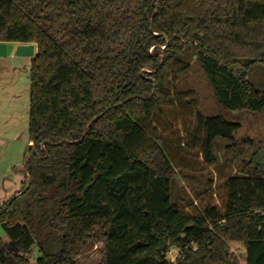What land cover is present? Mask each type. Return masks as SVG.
Masks as SVG:
<instances>
[{
    "label": "trees",
    "instance_id": "1",
    "mask_svg": "<svg viewBox=\"0 0 264 264\" xmlns=\"http://www.w3.org/2000/svg\"><path fill=\"white\" fill-rule=\"evenodd\" d=\"M0 44L37 47L30 70L29 187L0 205V264H264V162L180 210L176 168L241 130L179 92L188 55L218 104L264 110V0H0ZM181 116L183 142L163 135ZM183 136V137H182ZM188 139V141H184Z\"/></svg>",
    "mask_w": 264,
    "mask_h": 264
},
{
    "label": "rangeland",
    "instance_id": "2",
    "mask_svg": "<svg viewBox=\"0 0 264 264\" xmlns=\"http://www.w3.org/2000/svg\"><path fill=\"white\" fill-rule=\"evenodd\" d=\"M19 46L28 47L29 50L23 55H16L15 50L11 55L0 57V205L7 203L27 183L25 164L30 147V70L35 46ZM186 61L190 64V70L179 77L178 91L193 92L202 115L222 117L228 122L238 123L241 130L231 140L215 141L217 160L214 165L204 162L199 146H187L194 153V167L191 170L176 168L170 196L171 204L180 210L195 205L209 187L215 189L230 177L253 175L250 168L253 160L262 159L264 162V110L250 113L223 109L196 58L188 55ZM162 126L166 138L183 142L181 116L178 113H169ZM1 236L4 238L3 233ZM104 249V242L91 243L74 261L78 264H101ZM230 250L240 264H246V251L242 243H230Z\"/></svg>",
    "mask_w": 264,
    "mask_h": 264
},
{
    "label": "water",
    "instance_id": "3",
    "mask_svg": "<svg viewBox=\"0 0 264 264\" xmlns=\"http://www.w3.org/2000/svg\"><path fill=\"white\" fill-rule=\"evenodd\" d=\"M16 50V52H15ZM29 48L28 47H22V46H16V44H0V57H5L8 55H11L12 53L15 52L16 55H23L25 53H27L26 51H28ZM33 54V52H31V55ZM30 149H34L33 144H30ZM27 164H25V172H26V178H27V187L26 189L29 187V182H30V178L29 175L27 173Z\"/></svg>",
    "mask_w": 264,
    "mask_h": 264
},
{
    "label": "built area",
    "instance_id": "4",
    "mask_svg": "<svg viewBox=\"0 0 264 264\" xmlns=\"http://www.w3.org/2000/svg\"><path fill=\"white\" fill-rule=\"evenodd\" d=\"M180 257V251L176 248L169 249L168 252V264L177 263V259Z\"/></svg>",
    "mask_w": 264,
    "mask_h": 264
},
{
    "label": "crops",
    "instance_id": "5",
    "mask_svg": "<svg viewBox=\"0 0 264 264\" xmlns=\"http://www.w3.org/2000/svg\"><path fill=\"white\" fill-rule=\"evenodd\" d=\"M20 44H16V46H19ZM35 46V45H34ZM36 53H37V47L35 46V56H36ZM32 55H34V52H33V54ZM35 56H34V58H35ZM33 58V59H34ZM33 59H32V61H33Z\"/></svg>",
    "mask_w": 264,
    "mask_h": 264
}]
</instances>
